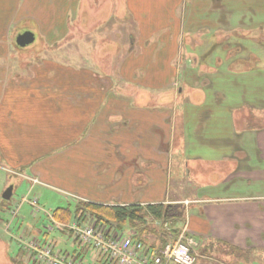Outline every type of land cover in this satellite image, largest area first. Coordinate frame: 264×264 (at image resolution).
I'll use <instances>...</instances> for the list:
<instances>
[{
    "label": "crops",
    "instance_id": "1",
    "mask_svg": "<svg viewBox=\"0 0 264 264\" xmlns=\"http://www.w3.org/2000/svg\"><path fill=\"white\" fill-rule=\"evenodd\" d=\"M235 1L241 27L228 10L233 4L227 8L222 0H124V18L138 24V39L120 53L106 79L45 59L14 66L11 32L30 14L16 19L13 12L0 13V170L33 185H55L76 201L182 205L186 215L198 208L203 219L191 231L205 238V257L219 264L244 258L264 264V93L242 95L228 114L227 95L206 91L223 68L260 74L255 71L262 62L258 50L264 51V11ZM75 2V18L81 11L83 22L86 5L100 3ZM222 5L228 11L224 21ZM213 17L220 27L215 32ZM169 48L172 60L162 55ZM173 79L190 90L175 92L172 104L166 94L147 90ZM132 84L145 89L126 90ZM194 164L205 170L198 182L202 197L173 196L170 174L180 180L182 171L192 179Z\"/></svg>",
    "mask_w": 264,
    "mask_h": 264
},
{
    "label": "rangeland",
    "instance_id": "2",
    "mask_svg": "<svg viewBox=\"0 0 264 264\" xmlns=\"http://www.w3.org/2000/svg\"><path fill=\"white\" fill-rule=\"evenodd\" d=\"M12 1L13 4L9 0H3L0 3V13L5 11L13 12L14 18L17 15L18 17H23L26 14H30L29 18L19 21L11 32V42L8 44L10 47L9 58L14 63V66L17 65V61L20 64H26L45 59L56 61L57 63H69L72 64L70 66L73 68L79 67L77 69H84L83 72L86 74V77L89 75L96 77L101 75L106 79L116 65L120 53H125L128 44H132L131 41L138 39V24L132 25L124 18H128L124 0H99L100 3L98 5L87 4L84 22L81 19V11L78 18H75L78 6L77 2H75L76 0H64L63 3H59V0H49V2L39 0ZM246 2L256 8L259 6L264 11V0H246ZM234 3L238 2L235 0H222V4L227 8V5L233 4L228 10L229 12L231 10L234 11L235 15L240 10L241 5H234ZM10 6L11 8L9 9ZM89 13L90 17L87 15ZM69 14L73 16L70 17V26L68 25L67 27ZM172 16H174V13H172ZM165 21L166 23L168 22V20ZM217 24L218 21H215L213 17L214 31L220 29L217 28ZM158 25H160L159 21L157 23V27L159 28ZM41 28L46 35L42 32ZM49 29L55 30L54 35L51 37L48 35ZM27 31L35 35V41L28 47L21 48L17 45V37ZM153 39L156 40L155 37ZM215 42L216 37L214 36L213 43ZM64 46H67V48L61 50ZM260 51L258 50V55L262 60L261 66L255 71L260 72V74L254 77H247L248 75L244 74H230L234 69H229L230 73H228L226 68H223L224 74L216 76L215 82L209 85L213 87V90L211 88L206 89L210 94L214 90H220L227 95V101L223 106L227 107L228 114L229 110L235 109L236 105L242 103V95L247 94V96L251 97L253 91L257 92L259 96H262L264 93V51L262 48H260ZM134 52V56H138L139 53L137 51ZM149 54L153 58L156 53L152 51ZM174 54L172 48L166 49L165 53H162V55L168 59L170 58V60H172ZM22 66L25 67V65ZM193 70L198 71L195 68ZM96 80L100 84L102 91H104L103 84H101V82L103 83L102 79ZM88 85L86 84V86ZM89 86L94 85L90 84ZM116 86L118 89L119 83H116ZM189 86L176 82L173 79L171 83H162L158 87L151 86L157 88L147 90L149 92L159 91V93L166 94L167 98H170L169 102L172 104L173 94L180 90L187 92L190 90ZM125 88L131 92L140 88L142 90L145 89L140 84H132V86L128 87L129 89ZM214 108L212 110L208 106V110L214 111ZM203 109L206 108L203 107ZM202 168V164L191 165L192 179H185L182 171L179 172L180 180L176 179V175L170 174V177H172L170 193L173 196L176 194L179 198H201L203 194L198 182L204 181L203 178H199V175L205 171ZM166 174H169L167 169ZM166 176L167 178L169 177V175ZM167 181L168 179H165L166 185ZM33 183V181L29 182L22 179V176L10 175L0 170V264H32L29 259L30 252L26 247V243L30 242L31 239H37L38 241L47 239L54 244L57 250H73L72 245H75L73 238H70L67 233L57 229L49 231V228L53 227L54 224L47 213L53 215V212L58 208H70L74 212L76 199L54 188L55 185H33ZM11 187L14 189L12 198L9 201H4L3 195ZM31 187L32 190L30 191ZM35 198L39 200V207L42 211L34 216L32 214L34 213V208L29 204V200ZM14 211H18L16 216L13 214ZM200 218L203 219V216L198 208L197 210L190 209L187 211V221L185 223L187 226H185L187 227L188 234L192 235L191 230L196 226V222ZM70 222L72 223L73 219ZM195 237L199 242L198 261L196 264H219L220 260H210L205 257L203 250V247L206 245L205 238L199 235ZM147 238L150 241L149 244L156 241V237L154 236L148 235ZM220 253L218 252L217 254ZM260 253L264 254V251ZM249 261L251 260L244 258L233 264H249ZM250 263L262 264L260 261H251Z\"/></svg>",
    "mask_w": 264,
    "mask_h": 264
},
{
    "label": "built area",
    "instance_id": "3",
    "mask_svg": "<svg viewBox=\"0 0 264 264\" xmlns=\"http://www.w3.org/2000/svg\"><path fill=\"white\" fill-rule=\"evenodd\" d=\"M34 213H40L38 199L29 201ZM54 229L69 232L75 250H57L48 240L31 239L26 243L33 264H196L198 243L187 233L175 242L154 249L136 239L132 234L114 231L98 224L95 219L82 222L75 219L66 224L55 221Z\"/></svg>",
    "mask_w": 264,
    "mask_h": 264
},
{
    "label": "trees",
    "instance_id": "4",
    "mask_svg": "<svg viewBox=\"0 0 264 264\" xmlns=\"http://www.w3.org/2000/svg\"><path fill=\"white\" fill-rule=\"evenodd\" d=\"M53 218L69 224L71 219L86 222L95 219L98 224L119 232H132L136 239L157 249L175 241L186 222V210L182 205H102L77 200L75 210L58 208ZM148 235L156 237L149 244Z\"/></svg>",
    "mask_w": 264,
    "mask_h": 264
},
{
    "label": "water",
    "instance_id": "5",
    "mask_svg": "<svg viewBox=\"0 0 264 264\" xmlns=\"http://www.w3.org/2000/svg\"><path fill=\"white\" fill-rule=\"evenodd\" d=\"M35 35L32 32H24L17 37V45L21 48H26L35 41ZM13 187L9 188L3 195L5 201H9L13 195Z\"/></svg>",
    "mask_w": 264,
    "mask_h": 264
},
{
    "label": "flooded vegetation",
    "instance_id": "6",
    "mask_svg": "<svg viewBox=\"0 0 264 264\" xmlns=\"http://www.w3.org/2000/svg\"><path fill=\"white\" fill-rule=\"evenodd\" d=\"M222 6H224V5H222ZM215 7V6H214ZM216 7H220V5H217ZM217 10H221L220 8H215V10L214 11H217ZM221 12H222V18H221V20L220 21H222V19H223V21H224V18H226V16H227V10H226V8L224 7V8H222V10H221ZM236 17H237V14H236ZM237 22H238V26L239 27H241L242 26V24L244 23V19L243 18H241L240 16H238L237 17ZM216 21V20H215ZM218 21V20H217ZM217 28H220V27H217ZM223 29H224V26H223ZM222 29V30H223ZM214 30V29H213ZM215 32V31H214Z\"/></svg>",
    "mask_w": 264,
    "mask_h": 264
}]
</instances>
